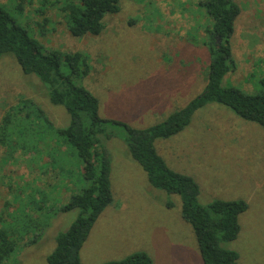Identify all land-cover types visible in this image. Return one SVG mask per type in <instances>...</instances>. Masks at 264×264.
Returning <instances> with one entry per match:
<instances>
[{
  "label": "rangeland",
  "instance_id": "1",
  "mask_svg": "<svg viewBox=\"0 0 264 264\" xmlns=\"http://www.w3.org/2000/svg\"><path fill=\"white\" fill-rule=\"evenodd\" d=\"M199 1L122 0L120 11L104 18L99 35L82 38L68 33L55 9L39 15V0L25 1L21 13L14 10L20 0L0 3L45 49L89 57L91 71L77 84L97 98L102 120L146 129L206 87L210 56L205 31L211 20ZM234 1L240 8L230 39L236 69L225 76L221 89L261 95L264 0ZM172 89L183 95L173 96ZM28 100L34 106L16 109ZM10 110L13 134L0 142V228L14 231L16 248L5 264H47L57 236L78 217L77 210L61 209L85 188L83 165L54 131L69 125L66 110L50 103L40 80L25 75L14 56L4 55L0 122ZM106 133L112 135L103 138V149L111 163L113 203L83 244L81 264H105L138 252L148 254L153 264H202L193 229L181 217V198L150 186L128 152L122 128L108 122ZM155 148L171 170L195 181L199 204H247L238 218L237 238L221 246L236 252L239 264H264V129L211 103L182 132L155 141Z\"/></svg>",
  "mask_w": 264,
  "mask_h": 264
},
{
  "label": "trees",
  "instance_id": "2",
  "mask_svg": "<svg viewBox=\"0 0 264 264\" xmlns=\"http://www.w3.org/2000/svg\"><path fill=\"white\" fill-rule=\"evenodd\" d=\"M25 1L29 5L33 2L20 0L14 10L21 13ZM121 1L39 0L36 12L44 16L47 8L55 9L68 33L82 38L99 35L104 29V18L117 14ZM198 5L211 20V27L205 31L210 64L204 91L163 122L146 129H135L123 122L102 120L98 115L97 98L77 84L91 71L87 55L45 49L0 3V57L14 56L25 75H35L40 80L50 103L66 110L69 125L54 131L63 139L65 148L67 146L83 165L82 177L86 186L61 209L63 213L77 210L78 217L66 232L57 236L47 264H81L83 244L101 213L113 203L111 163L103 149V138L109 140L112 137L106 133L108 122L123 129L128 152L146 174L150 186L181 198V217L193 229L202 264H239L237 253L223 248L221 243L237 238L240 231L238 218L247 210V204L242 200L199 204V188L195 181L171 170L155 148V141L182 132L193 115L211 103L227 107L240 119L264 129V93L248 96L234 87L221 89L225 76L236 69L230 39L240 14L239 6L234 0H200ZM43 23L47 24L48 20L44 19ZM62 69H66L67 74ZM20 106L25 109L34 105L28 100L21 101L16 109ZM36 110L51 128L40 108L36 107ZM12 114L11 110L8 111L0 122V142L11 137ZM15 248L14 231L0 228V264H5ZM105 264H153V260L145 252H138Z\"/></svg>",
  "mask_w": 264,
  "mask_h": 264
},
{
  "label": "crops",
  "instance_id": "3",
  "mask_svg": "<svg viewBox=\"0 0 264 264\" xmlns=\"http://www.w3.org/2000/svg\"><path fill=\"white\" fill-rule=\"evenodd\" d=\"M173 89H174V88H173ZM173 89H172V90H173ZM172 90H171V91H172ZM173 91H174V90H173ZM182 95H183V91L180 92L179 90H175V91H174V94H173V96H177V97H180V96H182ZM175 98H176V97H175ZM183 107H184V106H183ZM180 109H181V108H180ZM149 111L152 112V110H150V109H149Z\"/></svg>",
  "mask_w": 264,
  "mask_h": 264
}]
</instances>
